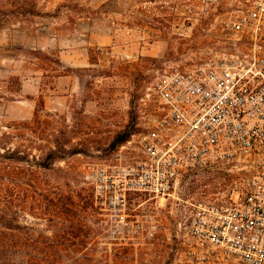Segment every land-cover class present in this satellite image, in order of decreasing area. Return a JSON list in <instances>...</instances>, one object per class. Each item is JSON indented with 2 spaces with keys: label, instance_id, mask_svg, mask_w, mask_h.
<instances>
[{
  "label": "rangeland",
  "instance_id": "374dc122",
  "mask_svg": "<svg viewBox=\"0 0 264 264\" xmlns=\"http://www.w3.org/2000/svg\"><path fill=\"white\" fill-rule=\"evenodd\" d=\"M11 1L0 0L9 13L15 11L0 25V183H21L12 168L21 166L15 161L23 153L35 155L36 164L49 160V169L36 165V220H29L36 238H50L58 231L48 220L57 193H70L77 205V194H92L84 167L114 162L119 147L154 116L145 95L158 74L166 65L189 64L207 53L236 0ZM235 178L216 172L191 176L176 197L225 198L236 190ZM4 187L0 215L11 209L21 225L17 197L6 205ZM142 200L131 197L127 213L155 214V239H116L117 223L94 203V213L72 214V225L82 222L91 230L78 238L70 234L57 247L64 255L59 263L172 264L174 221L184 204L152 201L137 208ZM42 248L36 244V251ZM17 249L0 247V264H18Z\"/></svg>",
  "mask_w": 264,
  "mask_h": 264
},
{
  "label": "built area",
  "instance_id": "2783aa9c",
  "mask_svg": "<svg viewBox=\"0 0 264 264\" xmlns=\"http://www.w3.org/2000/svg\"><path fill=\"white\" fill-rule=\"evenodd\" d=\"M147 91L150 121L112 164L84 167L115 238L159 231L152 212L127 213L131 197L143 198L137 208L174 200L184 205L172 264H264V0H236L213 47L166 65ZM208 172L236 176V190L211 201L176 197L185 178Z\"/></svg>",
  "mask_w": 264,
  "mask_h": 264
},
{
  "label": "trees",
  "instance_id": "16d2710c",
  "mask_svg": "<svg viewBox=\"0 0 264 264\" xmlns=\"http://www.w3.org/2000/svg\"><path fill=\"white\" fill-rule=\"evenodd\" d=\"M11 3L12 5L16 4V0L11 1ZM9 12L3 5H0V25L6 21L9 14L15 13V11L13 13ZM30 14L33 15L35 13L33 11ZM120 141H124V138L120 139ZM54 154V152H50L49 156L51 157ZM53 158L57 157L53 156ZM15 162L21 164V166L13 167L12 169H15V171H12L18 174L21 183L16 188L12 185L4 187L0 183V195L2 194L1 187H4L3 190L7 199H5L6 205L13 204L17 197L18 203L16 207L23 214V224H17L16 217L10 216L13 213L11 209L7 210L6 214L0 215V247L7 245L14 248V246H17L18 264H60L59 261L62 260L64 255L58 251L57 247L69 242L70 234L74 233V237L78 238L82 230H91L82 224V222L72 225L70 218L72 214H78L79 210L86 212L89 209L90 212L94 213L96 208L92 200L93 196L90 193L89 195L77 194L81 201L80 205H77L71 201L70 193L58 192L56 201L53 203L51 218L48 219L50 224H52L50 229L58 231L52 234L50 238L43 236L36 238V229L33 227L34 223L29 220V217H31V220H36V165L42 169H49L50 162L48 159H45L44 163L36 164V156L28 153L21 154ZM3 169L4 165H0V175ZM15 195L16 197H14ZM0 201L2 200L0 199ZM53 217H56L57 220L54 221ZM80 241L83 242L82 239ZM36 244H41L45 248L36 251Z\"/></svg>",
  "mask_w": 264,
  "mask_h": 264
}]
</instances>
